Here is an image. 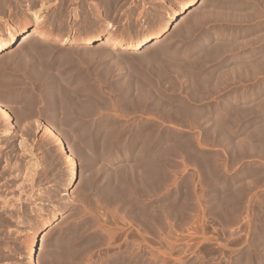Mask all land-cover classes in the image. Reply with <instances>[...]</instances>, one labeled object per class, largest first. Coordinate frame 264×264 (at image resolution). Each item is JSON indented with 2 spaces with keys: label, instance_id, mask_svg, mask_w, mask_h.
I'll return each mask as SVG.
<instances>
[{
  "label": "rangeland",
  "instance_id": "rangeland-1",
  "mask_svg": "<svg viewBox=\"0 0 264 264\" xmlns=\"http://www.w3.org/2000/svg\"><path fill=\"white\" fill-rule=\"evenodd\" d=\"M5 1H0L2 32L3 19L15 25L29 18L26 8L35 10L41 4L48 6L44 14L52 34H66L68 25L79 36L101 28L104 20L96 15L97 4L104 19L126 34L138 32L141 25L160 27L170 13L171 19L166 46L146 43L137 49L114 48L99 41L87 47L32 38L14 55H2L0 102L15 126L4 135L0 117V168L3 173L6 170L0 179L20 183L23 177L15 175L17 167L24 173L23 168L37 161L33 194L42 193L35 197V206L43 218L55 205L60 214L52 233L41 239V222L35 227L36 217L23 204L27 206L19 214L23 224L15 220L0 224V264H122L128 254L134 259L123 264H264V22L259 21L264 16L255 15L264 1L208 0L178 29L173 25L181 14L179 5L187 0ZM74 12L78 18L70 17ZM192 21L200 24L194 28ZM239 43L241 47L234 48ZM233 91L241 95L239 103L230 101ZM44 124L60 132L77 158L76 177L71 181L69 166ZM23 135L34 152L26 157L30 163L18 156ZM10 194L16 193L7 197ZM68 196L79 202L67 204ZM31 245L36 253L42 245L45 251L30 256Z\"/></svg>",
  "mask_w": 264,
  "mask_h": 264
},
{
  "label": "bare ground",
  "instance_id": "bare-ground-1",
  "mask_svg": "<svg viewBox=\"0 0 264 264\" xmlns=\"http://www.w3.org/2000/svg\"><path fill=\"white\" fill-rule=\"evenodd\" d=\"M1 1V0H0ZM5 1V0H4ZM22 1V0H21ZM25 1V0H24ZM42 1V0H41ZM108 0H106V2H107ZM113 1H117V0H113ZM161 1V0H160ZM244 0H242L241 1V3L243 2ZM251 1H253V0H251ZM261 1V0H260ZM264 1V0H263ZM6 2V1H5ZM44 2V1H43ZM112 2V1H111ZM240 2V1H239ZM238 2V3H239ZM258 2H259V0H258ZM41 3V2H40ZM91 3V2H90ZM96 3V2H95ZM99 3V2H98ZM100 3H101V1H100ZM108 3H110L109 1H108ZM113 3V2H112ZM112 3H110V4H112ZM232 3V2H231ZM237 3V2H236ZM235 3V4H236ZM240 3V4H241ZM244 3V2H243ZM245 3H246V1H245ZM249 3H251V2H249ZM255 4L257 3V1H255L254 2ZM253 3V4H254ZM262 3V2H261ZM105 4V3H104ZM110 4H107V5H110ZM114 4H115V2H114ZM208 4V0H187V1H185V2H183V3H181L180 5H179V11L181 12V14L178 16L179 18H178V20H177V22L173 25V28H176V29H178V28H180L181 27V25H182V23L189 17V15H190V13H192L195 9H200V8H203L204 6H206ZM233 4V3H232ZM248 4V3H247ZM253 4H252V6H253ZM263 4V3H262ZM261 4V5H262ZM1 5V4H0ZM24 5V4H23ZM98 5V4H97ZM96 5V7H97V10H96V15L98 14L99 15V17L100 18H102V20H104V22H102L103 24V26L101 27V28H98L97 30H95L94 32H89V33H87V34H85V35H82V36H79V35H77L78 33H76V29H73L72 27H71V25L69 26L68 25V30H66L67 31V33L66 34H52L51 32H50V30L52 29V27L50 26V25H47V21H46V16H45V8H47V7H45V5L43 6L42 4L40 5V7L38 6L37 7V9H35V10H29V9H27L26 8V10H27V14L29 15V18H27L26 20L24 19V20H22V21H20L19 23H17V24H12L11 22H9L8 20H6V19H3V22L5 23V30H4V32H2L1 30H0V58L2 57V55H4V53L5 54H9V53H11L10 55L12 56V55H14V53H17L18 51H20L24 46H26L30 41H31V39L32 38H38V39H43L44 40V42L46 41V40H52V41H57V42H60V43H72V42H75V43H77V44H82V45H86L87 47L88 46H90V45H92L93 43H95V42H99V41H102V42H104L105 44H108V45H111L112 47H114V48H117V47H120V46H124V47H126V48H132V49H137V48H140V47H142V45L144 44H146V43H151V44H154V45H162L163 46V43H164V41L167 39V41L169 40V38H167L168 37V34H166L167 32H168V26H169V24H170V19H171V13L170 14H168V16L166 17V20H164L163 21V24H162V26H160V27H149L148 25H141L140 26V28H139V30H138V32H136V33H134V34H126V33H124L123 31L122 32H117V30H116V27L110 22V21H108V20H106V19H104L105 17H104V12L102 11V9H101V7L100 8H98V6ZM107 5H105V6H107ZM118 5V4H117ZM120 5V4H119ZM238 5V4H237ZM243 5V4H242ZM245 5V4H244ZM257 5V4H256ZM256 5L254 6V8L256 7ZM3 6V5H2ZM1 6V7H2ZM89 6V5H88ZM93 6H94V4H93ZM115 6V5H114ZM251 6V7H252ZM257 6H259V5H257ZM95 7V8H96ZM145 7H146V5H145ZM228 7H229V5H228ZM230 7H231V5H230ZM233 7H234V5H233ZM247 7V6H246ZM260 7H263L264 8V6H260ZM260 7H258L259 9L258 10H256V9H253V11L252 12H254L253 14H255V11L254 10H256V14L255 15H257V14H259L260 16L262 15V16H264V9L262 10V8H260ZM93 8V7H92ZM91 8V9H92ZM108 8H110V7H108ZM113 8V7H112ZM120 8V7H119ZM118 8V9H119ZM142 8V7H141ZM235 8H236V5H235ZM234 8V9H235ZM238 8V7H237ZM257 8V7H256ZM106 9V8H105ZM111 9V8H110ZM143 9H144V6H143ZM206 9V8H205ZM211 9V8H210ZM249 9H251L250 7L248 8V10ZM261 9V11H259ZM94 10V11H95ZM112 10V9H111ZM156 10V9H155ZM213 10V9H212ZM217 10V9H216ZM248 10H247V12H248ZM119 11V10H118ZM157 11H158V9H157ZM202 11V10H201ZM208 12L209 11H211V10H207ZM229 11V10H228ZM257 11H258V13H257ZM147 12V11H146ZM156 12V11H155ZM160 12V11H159ZM200 12V11H199ZM203 12V11H202ZM201 12V13H202ZM212 12V11H211ZM213 12H214V10H213ZM227 11L225 10V13H226ZM233 12V11H232ZM251 12V13H252ZM95 13V12H94ZM106 13V12H105ZM115 13V12H114ZM205 13V12H204ZM216 13V12H215ZM218 13H219V11H218ZM231 13V12H230ZM230 13L228 12V14H229V16H230ZM234 13H237V12H233V15H234ZM240 13V12H239ZM238 13V14H239ZM241 13H243L242 15H243V17L245 16V14L247 15V13H246V11H245V14H244V12H241ZM148 14V13H147ZM146 14V15H147ZM159 14H161V13H159ZM159 14H157V15H159ZM173 14V13H172ZM186 14V16H184ZM211 14V13H210ZM209 14V15H210ZM219 14H221V13H219ZM218 14V15H219ZM238 14H237V16H238ZM107 15H109L108 13H107ZM128 15V14H127ZM134 15V14H133ZM143 15V14H142ZM154 15V14H153ZM165 15V14H164ZM203 15V14H202ZM255 15H251L252 17H254ZM78 16V14L76 13V12H74V13H71L70 14V17H74V18H76ZM162 16V15H161ZM160 16V17H161ZM204 16H205V14H204ZM221 17L223 16L224 17V15H220ZM228 16V17H229ZM239 16H240V14H239ZM250 16V17H251ZM107 17V16H106ZM197 17H198V14H197ZM201 17H203V16H201ZM211 17V16H210ZM234 17V16H233ZM232 17V18H233ZM241 17V16H240ZM257 17V16H256ZM1 18V17H0ZM78 18V17H77ZM129 18H130V16H129ZM137 18V17H136ZM155 18V17H154ZM163 18V17H162ZM200 18V17H199ZM204 19H206L205 17H203ZM207 18H208V16H207ZM217 18V17H216ZM225 18H227L226 16H225ZM231 18V19H232ZM237 18V17H236ZM242 18V17H241ZM255 18V17H254ZM259 19H260V17H258ZM258 18L257 19H254L255 21L257 20L258 21ZM80 19V18H79ZM158 19H160V18H158ZM200 19H202V18H200ZM215 19V18H214ZM251 19V21H252V18H250ZM161 20V19H160ZM176 20V19H175ZM174 20V21H175ZM212 20V19H211ZM219 20H220V18H219ZM225 20V19H224ZM227 20V19H226ZM229 20V19H228ZM236 20V19H235ZM239 20V19H238ZM240 20H242V19H240ZM239 20V21H240ZM245 20H246V18H245ZM249 20V19H248ZM101 21V20H100ZM157 21H159V20H157ZM196 21V20H195ZM191 22V23H193V27L195 28V26H198V24H200V23H198V24H196V22ZM198 21H199V19H198ZM200 21H202V20H200ZM199 21V22H200ZM230 21V20H229ZM232 21V20H231ZM233 21H234V19H233ZM232 21V22H233ZM243 21H244V19H243ZM251 21L249 22L250 23V25L252 26V24H251ZM261 23H263L264 22V17L263 18H261V20H259ZM203 22H204V20H203ZM215 22V21H214ZM225 22V21H224ZM245 22V21H244ZM247 22V21H246ZM245 22V23H246ZM253 22V21H252ZM61 23V22H60ZM67 23V22H66ZM135 23V22H134ZM220 23V22H219ZM226 23V22H225ZM235 23H236V21H235ZM257 23V22H256ZM228 24V23H227ZM231 24H233V23H231ZM237 25H238V23H236ZM240 24V23H239ZM242 24V23H241ZM202 25V24H201ZM244 25V24H243ZM256 25V24H255ZM257 25H259V24H257ZM256 25V26H257ZM263 25V24H262ZM98 26V25H97ZM189 26H191V28H192V25H189ZM224 26V25H223ZM227 26V25H226ZM233 26H234V24H233ZM239 26H242V25H239ZM246 27H247V25H245ZM244 26V27H245ZM261 26V25H260ZM61 27V26H60ZM230 27V26H229ZM249 27V26H248ZM188 28V27H187ZM191 28H189V29H191ZM198 28V27H197ZM217 28V27H216ZM215 28V29H216ZM224 28V27H223ZM226 28V27H225ZM230 28H233L232 26L230 27ZM229 28V29H230ZM242 28V27H241ZM251 28V27H250ZM253 28V27H252ZM58 29V28H57ZM199 29H200V26H199ZM205 29V28H204ZM210 29H212V28H210ZM220 29V28H219ZM218 29V30H219ZM228 29V28H227ZM235 29V28H234ZM237 29V28H236ZM248 29V28H247ZM255 29V28H254ZM257 29V28H256ZM263 29V28H262ZM192 30V29H191ZM195 29H193V31H194ZM206 30V29H205ZM208 30V29H207ZM231 30V29H230ZM233 30V29H232ZM241 30H244L243 28L241 29ZM61 31V30H60ZM190 31V30H189ZM202 32H204L203 30H201ZM212 31V30H211ZM210 31V32H211ZM225 31V30H224ZM227 31V30H226ZM229 31V30H228ZM236 31V30H235ZM235 31H233L234 33H236ZM249 31H251L250 29H249ZM180 32V31H179ZM208 32V31H207ZM223 32V31H222ZM237 32H238V30H237ZM239 32H241V31H239ZM238 32V33H239ZM247 32V31H246ZM264 32V31H263ZM64 33V32H63ZM178 33V32H177ZM190 33H192V32H190ZM195 33V32H194ZM194 33H192L193 35H194ZM198 33H200L201 34V32H198ZM218 33H219V31H218ZM221 33V32H220ZM231 33V32H230ZM182 34V33H181ZM196 34H197V31H196ZM226 34V33H225ZM233 34V33H232ZM231 34V35H232ZM251 34H253V33H251ZM263 35H264V33H262ZM188 35V34H187ZM199 35V34H198ZM202 35H204V34H202ZM236 35V34H235ZM240 35V34H239ZM245 35V34H244ZM258 35V34H257ZM257 35L255 34V36L257 37ZM259 35L261 36V34L259 33ZM262 35V36H263ZM206 36V35H205ZM246 36V35H245ZM254 35H253V37H255ZM260 36H259V38H260ZM261 36V38L263 39L264 37H262ZM171 37V36H170ZM178 37V36H177ZM207 37V36H206ZM242 37V36H241ZM193 38V37H192ZM197 38V37H196ZM205 38V37H204ZM209 38V37H208ZM259 38H257V41H259L260 39ZM249 39H251V42H252V38H251V36L248 38V41H249ZM256 39V38H255ZM261 39V40H262ZM42 40V41H43ZM171 40V39H170ZM194 40V39H193ZM196 40V39H195ZM201 40H202V38H201ZM207 40V39H206ZM245 41L247 40L246 38L244 39ZM244 40L242 41L241 40V42H243L244 43ZM254 40V39H253ZM260 40V41H261ZM50 41H48V42H50ZM198 41V40H197ZM238 41V40H237ZM240 41V40H239ZM256 41V40H255ZM199 42V41H198ZM231 42V41H230ZM233 42V41H232ZM231 42V43H232ZM254 42V41H253ZM165 43H167V42H165ZM164 43V44H165ZM170 43H171V41H170ZM221 43V42H220ZM234 43V42H233ZM236 43V42H235ZM238 43V42H237ZM247 41L245 42V44H243V46H247ZM256 44H258L257 42H255ZM255 43H253V44H255ZM240 44V43H239ZM250 44V41L248 42V45ZM252 44V43H251ZM250 44V45H251ZM167 44H165V46H166ZM236 45V44H235ZM237 46V45H236ZM245 46V47H246ZM259 46H261L260 44H259ZM262 46H264V45H262ZM198 47H199V45H198ZM202 47V46H201ZM222 47V46H221ZM239 47H241V44H240V46H238V47H234V48H239ZM249 47V46H248ZM171 48V47H170ZM247 48V47H246ZM252 48H254L253 46H252ZM251 48V49H252ZM259 48V47H258ZM241 49V48H240ZM244 49V48H243ZM250 49V48H249ZM257 49V48H256ZM164 50H166V49H164ZM223 49H221V51H222ZM236 50H239V49H236ZM248 50V49H247ZM259 50V49H258ZM263 50V49H262ZM87 51V50H86ZM163 51V50H162ZM202 51V50H201ZM204 51V50H203ZM212 50H210V52H211ZM216 51H218V50H216L215 49V52ZM249 51V50H248ZM90 52V51H89ZM210 52H208L209 54H210ZM213 52V51H212ZM201 53V52H200ZM259 53V52H258ZM262 53V52H261ZM205 54V53H204ZM251 54V53H250ZM16 55V54H15ZM258 55V54H257ZM264 55V54H263ZM262 54L260 55V57L262 58V56H263ZM11 56H9V57H11ZM18 56V55H17ZM145 56V55H144ZM251 56V55H250ZM254 56V55H253ZM259 56V55H258ZM8 57V58H9ZM256 57V56H255ZM264 57V56H263ZM13 57H11V59H12ZM260 58V59H261ZM260 59H258V57H257V60H260ZM9 60V59H8ZM250 60V59H249ZM249 60H247V61H249ZM251 60H253L252 59V57H251ZM262 60V59H261ZM260 60V61H261ZM256 61V60H255ZM264 61V60H263ZM245 62V61H244ZM250 62V61H249ZM248 62V63H249ZM254 62V61H253ZM252 62V63H253ZM259 62V61H258ZM257 62V63H258ZM247 63V62H246ZM251 63V64H252ZM255 63V62H254ZM256 63V64H257ZM260 63V62H259ZM261 63H262V61H261ZM260 63V64H261ZM245 64V63H244ZM262 64H264V63H262ZM261 64V65H262ZM237 65V64H236ZM253 65V64H252ZM261 65H259V67H262ZM238 66V65H237ZM236 66V67H237ZM243 66V65H242ZM245 66H247V67H250L251 65L249 64V66L248 65H246L245 64ZM255 66V65H254ZM253 66V67H254ZM257 66V65H256ZM255 66V68H257ZM253 67H252V69H253ZM264 67V66H263ZM262 67V68H263ZM251 68V67H250ZM235 69V68H234ZM233 69V70H234ZM239 69V68H238ZM259 68H257V70H258ZM244 70V69H243ZM248 71H250L249 69H247ZM256 70V69H255ZM255 70H253L254 72H257V70L255 71ZM237 71V70H236ZM235 71V72H236ZM261 71V70H260ZM259 71V72H260ZM251 72V71H250ZM254 72H252L253 74H254ZM234 73V72H233ZM232 73V74H233ZM244 73H247V72H244ZM252 73H248L249 75H253ZM261 73H263V72H261ZM261 73H259L258 75H260ZM238 74V73H237ZM236 74V75H237ZM247 74V75H248ZM242 75V74H241ZM244 75V74H243ZM247 75H246V77H247ZM257 75V76H258ZM263 75V74H262ZM232 76V75H231ZM256 76V75H255ZM254 76V77H255ZM246 77H242V78H246ZM250 77V76H249ZM252 77V76H251ZM251 77H250V79H251ZM237 78H239L238 80L239 81H241V77H237ZM255 78H257V77H255ZM260 78V77H259ZM250 79H249V81H250ZM237 80V79H236ZM245 80V79H244ZM244 80H242V81H244ZM246 80H247V83H249V81H248V78H246ZM251 80H253V79H251ZM255 80V79H254ZM254 80H253V82H254ZM259 80H261V79H259ZM233 81V80H232ZM239 81H237V82H239ZM252 82V81H251ZM263 81H261V83H262ZM234 83H235V81H234ZM244 85H246V82L244 81ZM255 83V82H254ZM260 83V84H261ZM183 84V83H182ZM229 84V83H228ZM242 84V83H241ZM259 84V85H260ZM227 85V84H226ZM233 85V84H232ZM236 85H237V83H236ZM240 85V84H239ZM251 85V84H250ZM257 85H258V80H257ZM176 86V85H175ZM247 86V85H246ZM253 86V85H252ZM177 87V86H176ZM194 87V86H193ZM241 87V86H240ZM248 87V86H247ZM251 87V86H250ZM179 88V87H178ZM181 88V87H180ZM195 88H196V86H195ZM224 88V87H223ZM229 88V87H228ZM239 88V87H238ZM242 88V87H241ZM246 88V87H245ZM256 88H257V86H256ZM185 89H186V87H185ZM191 89V88H190ZM189 89V90H190ZM237 89V88H236ZM252 89V88H251ZM251 89H250V91H251ZM183 90V89H182ZM187 90V89H186ZM207 90V89H206ZM211 90V89H210ZM231 90H232V88H231ZM238 90V89H237ZM236 90V91H237ZM185 91V90H184ZM200 91V90H199ZM234 92L233 91V93L230 95V101L231 102H238L240 99H241V95L239 94V93H237V92ZM250 91H248V92H250ZM254 91H255V89H254ZM187 92H188V90H187ZM213 92V91H212ZM230 92H232V91H230ZM256 92V91H255ZM189 93V92H188ZM194 93V92H193ZM220 93V92H219ZM222 93V92H221ZM246 93V92H245ZM52 94V93H51ZM180 94H182V93H180ZM191 94V93H190ZM203 94V93H202ZM212 94H214V93H212ZM216 94V93H215ZM227 94V93H226ZM184 95H185V93H184ZM196 95V94H195ZM229 95V94H228ZM250 95H251V93H250ZM208 96V95H207ZM212 96V95H211ZM226 96V95H225ZM184 97V96H183ZM203 97V96H202ZM210 97V96H209ZM227 97V96H226ZM185 98V97H184ZM200 98V97H199ZM211 98V97H210ZM215 98V97H214ZM225 98V97H224ZM220 99V98H219ZM245 99V98H244ZM192 100V99H191ZM227 100V99H226ZM242 100V99H241ZM195 101V100H194ZM203 101V100H202ZM204 101H208V98H207V100H204ZM217 101V100H216ZM191 102V101H190ZM223 102V101H222ZM240 102V101H239ZM238 102V103H239ZM39 103V102H38ZM53 103V102H52ZM202 103V102H201ZM226 103H228V102H226ZM230 103V102H229ZM217 104H219V103H217ZM221 104V103H220ZM202 105V104H201ZM216 105V104H215ZM214 105V106H215ZM234 105V104H233ZM237 105V104H236ZM236 105L234 106V108H236ZM155 106V105H154ZM209 106V105H208ZM187 108V107H186ZM190 108V107H189ZM188 108V109H189ZM208 108V107H207ZM233 108V107H232ZM233 108V109H234ZM154 109V108H153ZM155 109H157V108H155ZM214 109V108H213ZM219 109V108H218ZM223 109V108H222ZM232 109V110H233ZM221 110V109H220ZM219 110V111H220ZM237 110V109H236ZM235 110V111H236ZM154 111V110H153ZM157 111V110H156ZM160 111V110H159ZM212 111V110H211ZM214 111V110H213ZM216 111H217V109H216ZM190 112H192V111H190ZM201 112H202V110H201ZM188 113V112H187ZM216 113H218V112H215V114ZM232 113H233V111H232ZM232 113H230V116H231V114ZM154 114V113H153ZM169 114V113H168ZM184 114V113H183ZM209 114V113H208ZM228 114V113H227ZM235 114H236V112H235ZM155 116H156V113H155ZM157 116H158V114H157ZM195 116H196V114H195ZM216 116H218V114H216ZM219 116H220V114H219ZM233 116H234V114H233ZM0 117H1V119L3 120V123H4V135H6V134H8L10 131H11V129H13V127L15 126L14 125V122H13V116L11 115V113L9 112V110L5 107V105H3L1 102H0ZM54 118V117H53ZM152 118V117H151ZM158 118V117H157ZM170 119V118H169ZM203 119V118H202ZM157 120V119H156ZM53 123H54V121H53ZM40 124V123H39ZM37 125V124H36ZM145 126V125H144ZM148 126V125H147ZM42 127H44V131L47 133V135H48V137L50 138V140L55 144V145H57L58 146V148L60 149V151L62 152V154H63V159H64V162H66V164L69 166V176H70V181L73 179V177L76 175V168H75V164H76V159L77 158H75V156H74V154L72 153V151H71V149H70V147H69V145H67L66 144V142H65V140H63V138H62V136H61V134H60V132L55 128V127H53L52 125H50V124H44ZM21 128H22V126H21ZM2 129H3V127H2ZM157 129V128H156ZM218 129V128H217ZM216 131V130H215ZM155 132V131H154ZM157 133V132H156ZM220 133V132H219ZM26 134V133H25ZM22 135V134H21ZM225 135V134H224ZM24 136V135H23ZM149 136V135H148ZM26 137V135L24 136V137H21V140H20V142H19V144H20V146H18V148H19V150H20V153H18V156L20 157V159H24V158H26L27 156H28V154H29V157L30 156H32L31 155V153L33 154L34 152H32V151H30L31 149H30V147H29V145H27V144H25L24 143V139H22V138H25ZM28 138V137H27ZM7 139H8V137H7ZM95 141V140H94ZM126 141V140H125ZM14 142V141H13ZM149 142V141H148ZM120 143V142H119ZM18 144V145H19ZM5 145V144H4ZM13 145V144H12ZM155 146V145H154ZM0 148H2L1 146H0ZM13 148V147H12ZM121 148V147H120ZM123 148V147H122ZM152 148V147H151ZM82 149V148H81ZM105 149V148H104ZM116 150V149H115ZM127 151V150H126ZM3 152V151H2ZM1 152V153H2ZM48 153H50V152H48ZM15 154V153H14ZM76 154V153H75ZM1 155V154H0ZM5 155V154H4ZM34 155V154H33ZM77 155V154H76ZM101 155V154H100ZM107 155V154H106ZM105 156V155H104ZM108 156V155H107ZM2 157V156H1ZM1 157H0V159H1ZM6 157H8V156H6ZM17 157V156H16ZM138 157V156H137ZM28 158V157H27ZM27 158L25 159L26 160V162H27ZM8 159V158H7ZM13 159V158H12ZM32 159L33 158H31V161H32ZM95 159V158H94ZM4 160V159H3ZM29 160H30V158H29ZM154 160V159H153ZM14 161V160H13ZM0 162H1V160H0ZM26 162H24V165L26 166ZM34 162H35V160H34ZM37 162V161H36ZM30 163L29 161L27 162V163H30L28 166L29 167H27L26 169L25 168H23L25 171H24V173H23V171L21 172V171H19V167H17V165H16V167H17V169H18V172H17V174H15V175H17V176H21V177H23V179H21L22 180V182H20V183H14V182H11V180L9 179L8 180V178L7 179H5L4 177H2L4 180L3 181H1V179H0V224H4V221H7L8 222V224L9 223H11L12 221H16L17 223H21V224H23V221L22 220H20L21 218H20V216L22 215H19L20 214V211L22 210L21 208H22V206H24L23 204H28V208H29V211L28 212H30V214H32V215H34L35 217H36V222H35V227L37 226V224H38V222H41V224H42V227H41V230H43L44 231V234L42 235V238L41 239H44V238H46V237H48L49 236V234L50 233H52L51 232V230H52V226H53V224H54V221L57 219V217H58V215L60 214V211L55 207V206H53V207H51L52 208V210L50 211V214H49V217L47 218H43L42 217V215H41V211H40V208L39 207H36L35 205H36V203H38V202H36V203H34V199H35V197L37 196V195H39L40 193H42V192H37L36 194H33V186L35 185L34 183H35V181H34V176H35V174H36V170H37V166H39V164H37V163ZM157 162V161H156ZM19 163V162H18ZM95 163V162H94ZM5 164V163H4ZM16 164V163H15ZM14 164V165H15ZM20 165H21V163H19ZM133 164V163H132ZM153 164V163H152ZM1 165V164H0ZM19 165V166H20ZM43 165V164H42ZM122 165V164H121ZM154 166V165H153ZM1 167H3V166H1ZM5 167V166H4ZM3 167V168H4ZM15 167V166H14ZM42 167V166H41ZM132 167V166H131ZM12 168V167H11ZM121 168V167H120ZM1 169L2 168H0V171H1ZM5 169V168H4ZM9 169H10V167H9ZM92 169V168H91ZM3 170V169H2ZM11 170V169H10ZM13 170V169H12ZM113 171H115V170H113ZM6 172V170L4 171V173ZM10 172V171H9ZM46 172V171H45ZM1 174L3 173L2 171L0 172ZM3 173V174H4ZM38 173V172H37ZM41 173V172H40ZM161 173V172H160ZM2 174V175H3ZM14 174V173H13ZM8 175H9V173L7 174V177H8ZM38 175V174H37ZM119 175V174H118ZM5 176V175H4ZM12 176V175H11ZM9 177H10V175H9ZM76 177V176H75ZM143 177V176H142ZM103 178V177H102ZM114 178V177H113ZM112 178V179H113ZM14 179V178H13ZM49 179V178H48ZM157 180V179H156ZM34 181V182H33ZM95 182V181H94ZM13 183L15 184V185H13ZM14 186V187H13ZM110 186V185H109ZM7 187H9L8 189H7ZM75 188V187H74ZM88 188V187H87ZM101 189V188H100ZM141 189V188H140ZM146 189V188H145ZM87 190V189H86ZM94 190V189H93ZM97 190V189H96ZM5 191H7V193L8 194H6V196L5 195H3V193L5 194ZM15 191V193L16 194H10V195H12V196H8L7 197V195H9V193H13ZM75 191V190H74ZM146 191V190H145ZM118 193V192H117ZM72 194V193H71ZM78 194V193H77ZM82 194V193H81ZM101 194V193H100ZM63 195H65V193H63ZM74 195H76V194H74ZM73 195V196H74ZM79 196V195H78ZM83 196V195H82ZM38 197V196H37ZM76 197V196H75ZM137 197V196H136ZM80 198V197H79ZM78 198V199H79ZM99 198V197H98ZM140 198V197H139ZM82 199V198H81ZM94 199V198H93ZM102 199V198H101ZM80 200V199H79ZM82 200H84V198L82 199ZM86 200V199H85ZM107 200V199H106ZM113 200V199H112ZM138 200V199H137ZM143 200H144V198H143ZM89 201V200H88ZM109 201V200H108ZM140 201H141V198H140ZM140 201L138 202V203H140ZM65 202L67 203V204H69V203H78L79 201L76 199V198H72V197H70V196H68V198H66L65 199ZM86 202V201H85ZM96 202V201H95ZM128 202V201H127ZM143 202V201H142ZM64 203V202H63ZM81 203H83V201L81 202ZM92 203V202H91ZM110 203V202H109ZM66 204V205H67ZM124 204V203H123ZM131 204V203H130ZM84 205V204H83ZM93 205V204H92ZM25 207H27L26 205L23 207V209L25 208ZM103 207H104V205H103ZM144 207H146L145 206V204H144ZM27 208V209H28ZM105 208V207H104ZM140 208V207H139ZM72 209V208H71ZM90 209V208H89ZM108 209V208H107ZM129 209V208H128ZM25 210H26V208H25ZM85 211H86V209H84ZM91 210V209H90ZM130 210V209H129ZM133 210V209H132ZM136 210V209H135ZM159 210V209H158ZM23 211V210H22ZM89 211V210H88ZM98 211V210H97ZM139 211H141L140 209H139ZM139 211L137 210V212H138V214H141V213H139ZM14 212H15V214H14ZM24 212V211H23ZM87 212V211H86ZM101 212V211H100ZM127 213H128V211H126ZM142 212V211H141ZM144 212H146V211H144ZM153 212V211H152ZM155 212V211H154ZM88 213V212H87ZM109 213H110V211H109ZM116 213V212H115ZM25 214V213H24ZM29 214V213H28ZM91 214V213H90ZM117 214V213H116ZM134 214V213H133ZM132 214V215H133ZM155 214H156V212H155ZM83 215V214H82ZM85 215H87V214H85ZM93 215H94V213H93ZM109 215V214H108ZM126 215V214H125ZM128 215V214H127ZM126 215V216H127ZM136 215V214H135ZM2 216L3 217H5L4 219L2 218ZM98 216V215H97ZM99 216H100V214H99ZM146 216V215H145ZM145 216H144V218H145ZM108 217V216H107ZM121 217V216H120ZM137 217V216H136ZM111 218V217H110ZM110 218H108V219H110ZM116 218V217H115ZM76 219H77V217H76ZM128 219V218H127ZM158 219V218H157ZM75 220V219H74ZM80 220V219H79ZM92 220V219H91ZM94 220V219H93ZM117 220V219H116ZM120 220V219H119ZM97 221H99V220H97ZM101 221V220H100ZM113 221V220H112ZM125 221V220H124ZM111 222V221H110ZM109 222V223H110ZM147 222H148V220H147ZM150 222V221H149ZM13 223V222H12ZM68 223V222H67ZM119 223V222H118ZM6 224V223H5ZM7 224V225H8ZM91 224V223H90ZM99 224V223H98ZM104 224V223H103ZM103 224H102V226H103ZM112 224V223H111ZM123 224H125V223H123ZM133 224V223H132ZM145 224V223H144ZM11 225H13V224H11ZM115 225V224H114ZM131 225V224H130ZM135 225V224H134ZM150 225V224H149ZM4 226H6V225H4ZM10 226V225H9ZM34 226V225H33ZM70 226V225H69ZM75 226V225H74ZM107 226V225H106ZM106 226H105V228H106ZM125 226H127V225H125ZM132 226V225H131ZM153 226V225H152ZM156 226V225H155ZM160 226V225H159ZM91 227V226H90ZM101 227V226H100ZM112 227V226H111ZM110 227V228H111ZM114 227V226H113ZM120 227V226H119ZM128 227V226H127ZM127 227H124V228H127ZM72 228V227H71ZM80 228V227H79ZM108 228V227H107ZM115 228V227H114ZM131 228V227H130ZM4 229H6V227L4 228ZM67 229V228H66ZM83 229V228H82ZM97 229H99V228H97ZM109 229V228H108ZM0 230H2V229H0ZM10 230V229H9ZM70 230V229H69ZM68 230V231H69ZM77 230L78 229H75V232H77ZM101 230H103V229H101ZM105 230V229H104ZM113 230V229H112ZM115 230V229H114ZM138 230V229H137ZM159 230V229H158ZM12 231V230H11ZM14 231V230H13ZM65 231V230H64ZM74 231V230H73ZM79 231V230H78ZM121 231V230H120ZM139 231V230H138ZM6 232V231H5ZM111 232V231H110ZM117 232V231H116ZM119 232V231H118ZM133 232V231H132ZM135 232V231H134ZM32 233V232H31ZM108 233H109V231H108ZM137 233V232H136ZM161 233V232H160ZM3 234V233H2ZM112 234V233H111ZM1 235V234H0ZM10 235V234H9ZM68 235V234H67ZM70 235V234H69ZM98 235V234H97ZM106 235V234H105ZM152 235V234H151ZM146 236V235H145ZM7 237V236H6ZM82 237V236H81ZM116 237V236H115ZM160 237V236H159ZM33 238H34V234H33ZM98 238V237H97ZM104 238V237H103ZM150 238V237H149ZM153 239V238H152ZM76 240V239H75ZM34 241V240H33ZM81 241V240H80ZM118 241V240H117ZM153 241V240H152ZM111 242V241H110ZM116 242V241H115ZM81 243V242H80ZM80 243H77V244H80ZM148 243V242H147ZM154 243V242H153ZM149 244V243H148ZM81 245H84V244H81ZM133 245V244H132ZM131 245V246H132ZM137 245V244H136ZM146 245V244H145ZM53 246V245H52ZM70 246V245H69ZM118 246V245H117ZM139 246V245H138ZM141 246V245H140ZM6 247H7V245H6ZM63 247V246H62ZM78 247V246H77ZM107 247V246H106ZM133 247H135L134 245H133ZM65 248V247H64ZM79 248V247H78ZM99 248V247H98ZM114 248V247H113ZM125 248V247H124ZM137 248V247H136ZM154 248V247H153ZM47 249V248H46ZM103 249V248H102ZM142 249V248H141ZM37 250V249H36ZM112 250V249H111ZM130 250V249H129ZM135 250V249H134ZM133 250V251H134ZM145 250V249H144ZM147 250V249H146ZM148 250H151V249H148ZM154 250V249H153ZM45 251V247L42 245V246H39V248H38V251H37V253H36V251H35V248H32V245H31V248H30V256H34L35 255V253L37 254V255H39V254H41V253H43ZM58 251V250H57ZM121 251V250H120ZM135 251H137V250H135ZM157 251V250H156ZM125 252V251H124ZM132 252V251H131ZM148 252V251H147ZM90 253V252H89ZM96 253V252H95ZM118 253V252H117ZM126 254H127V252H125ZM92 254V253H91ZM110 254V253H109ZM119 254V253H118ZM146 254V253H145ZM183 254V253H182ZM129 255V254H128ZM126 255L125 257H123V259H122V261L121 262H130V261H128L129 260V256L131 255ZM133 255V254H132ZM136 255V254H135ZM91 256V255H90ZM105 256V255H104ZM109 256V255H108ZM121 256V255H120ZM150 256V255H149ZM121 257V258H122ZM137 257V256H136ZM120 258V259H121ZM131 258H132V256H131ZM130 258V259H131ZM143 257L142 256H140L139 255V257H138V260H139V262L140 261H142L143 259H142ZM91 259H93V258H91ZM113 259V258H112ZM119 259V258H118ZM132 259H134V258H132ZM151 259V258H150ZM137 260V259H136ZM135 260V261H136ZM108 261V260H107ZM116 261V260H115ZM119 261V260H118ZM133 262H134V260H132ZM77 262V261H76ZM111 262H112V260H111ZM31 263V262H30ZM113 263V262H112ZM122 263V264H123ZM131 263V262H130ZM136 263H138V262H136ZM144 263H145V261H144ZM251 263V262H250ZM31 264H34V262L33 263H31ZM36 264V263H35ZM109 264V263H108ZM116 264V263H115ZM120 264V263H119ZM148 264V263H147ZM165 264V263H164ZM245 264V263H244Z\"/></svg>",
  "mask_w": 264,
  "mask_h": 264
}]
</instances>
